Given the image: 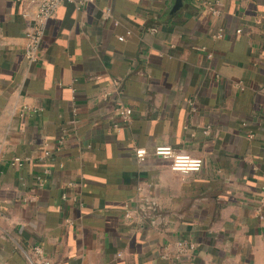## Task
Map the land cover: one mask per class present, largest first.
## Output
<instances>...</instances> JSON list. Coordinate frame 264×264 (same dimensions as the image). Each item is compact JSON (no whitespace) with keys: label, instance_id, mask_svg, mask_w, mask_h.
I'll return each instance as SVG.
<instances>
[{"label":"crops","instance_id":"crops-1","mask_svg":"<svg viewBox=\"0 0 264 264\" xmlns=\"http://www.w3.org/2000/svg\"><path fill=\"white\" fill-rule=\"evenodd\" d=\"M175 3H64L31 62L37 5L0 0V264L36 245L53 264H264V0ZM158 146L204 166L174 171Z\"/></svg>","mask_w":264,"mask_h":264},{"label":"built area","instance_id":"built-area-1","mask_svg":"<svg viewBox=\"0 0 264 264\" xmlns=\"http://www.w3.org/2000/svg\"><path fill=\"white\" fill-rule=\"evenodd\" d=\"M27 2L34 3L37 5V15L35 18V24L29 31L26 33L27 43L25 45L24 54L25 57L31 62H38L40 60V45L46 29V21L55 13V11L64 3H71L76 6L77 9H83L87 5H97L101 0H26ZM213 14L218 15L220 12L218 9L211 7ZM105 16L107 18H112L113 13L111 8H108L105 11ZM115 24L118 25V21H115ZM237 32H241V29H238ZM130 33V31H128ZM224 36V29H220L216 33V38H222ZM203 48V47H202ZM204 49V48H203ZM208 57H212V53L208 54ZM238 87L241 90H244V85L240 84ZM190 104L194 106L193 101H190ZM76 111V109H74ZM117 112L121 119L126 122H131L133 109L131 107L124 106L120 104L117 107ZM114 128L119 131L120 125H115ZM206 133L209 132V127L205 130ZM66 142V135H62L56 143L54 149H46L44 151L45 157H50L54 153L61 150ZM136 157L140 162L146 161L149 156V151L145 147H137L135 149ZM154 155L156 157L170 161L171 168L174 171H178L184 174L198 172L204 166V160L202 158L193 157L188 153H182L177 151L172 146H158L154 149ZM31 158H22L14 157L12 159V165L16 167H22L27 160ZM126 215H129L130 205H125ZM149 208L154 209L152 204L148 205ZM262 207V205H261ZM259 217L264 223V213L260 209ZM71 223V221H69ZM178 258H188L189 261L192 260V253L196 249V244L191 241L183 240L178 242ZM121 255V254H119ZM29 261L31 264H53L50 257L45 254L44 248L41 245H36L33 247L32 252L29 255Z\"/></svg>","mask_w":264,"mask_h":264},{"label":"water","instance_id":"water-1","mask_svg":"<svg viewBox=\"0 0 264 264\" xmlns=\"http://www.w3.org/2000/svg\"><path fill=\"white\" fill-rule=\"evenodd\" d=\"M181 1L182 0H176L175 6H174L172 12L176 11L179 8V6L181 5Z\"/></svg>","mask_w":264,"mask_h":264}]
</instances>
